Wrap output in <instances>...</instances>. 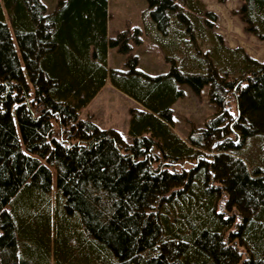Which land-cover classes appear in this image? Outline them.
<instances>
[{"label":"trees","instance_id":"obj_1","mask_svg":"<svg viewBox=\"0 0 264 264\" xmlns=\"http://www.w3.org/2000/svg\"><path fill=\"white\" fill-rule=\"evenodd\" d=\"M240 1L245 33L264 41V0ZM147 2L144 28L109 35L108 0L52 12L0 0V264H264V168L245 157L251 139L264 147V61L228 46L203 0ZM144 36L168 72L139 68ZM109 47L127 70L108 67ZM107 83L142 106L132 143L80 118ZM180 84L209 85L216 106L187 138L173 123ZM20 204L48 210L41 228L24 226Z\"/></svg>","mask_w":264,"mask_h":264},{"label":"rangeland","instance_id":"obj_2","mask_svg":"<svg viewBox=\"0 0 264 264\" xmlns=\"http://www.w3.org/2000/svg\"><path fill=\"white\" fill-rule=\"evenodd\" d=\"M47 7L48 12H52L58 0H41ZM208 9L215 12L218 16V24L220 29L218 32L222 34L225 43L230 47L241 46L252 57L261 58L264 61V41L252 38L251 34L244 31V23L241 17L234 12L241 7L240 0H227L226 3L220 4L216 0H203ZM148 8L147 0H108V32L109 35L117 30L126 27L127 22L131 25L144 28L145 24L142 18L143 12ZM232 28H229V25ZM227 26V27H226ZM135 53L139 56V68L151 75L166 73L170 70V63L166 60V51L155 45L150 38L144 36V42L135 49ZM126 55L119 52L117 47H109L108 51V67L119 70H127L125 65ZM179 89L183 91L180 97L173 105V123L175 131L182 137L187 138L193 127L203 128L205 122L216 111V106L209 99V85H205L200 93H195L187 84H180ZM129 98L119 90L109 85L95 97V99L80 112L81 119L89 118V115H95L93 122L99 127L116 128L128 142L132 143V139L128 136V117L131 108L141 109L142 106ZM22 148L24 144L21 141ZM245 157L252 165H260L264 168V147L262 141L251 139L248 142ZM52 172L51 187V215L52 226L56 225V198H57V171L54 166H50ZM25 195L32 196L33 200H37L40 196L37 191L27 192ZM28 199L29 197H25ZM24 198V200H25ZM10 210V207H8ZM48 210L28 211L19 205L16 209V215L27 228L38 229L42 226L43 218ZM41 215V216H40ZM76 228V227H75ZM53 237L51 247L53 248ZM30 244L32 246L33 244ZM52 264H55L52 261Z\"/></svg>","mask_w":264,"mask_h":264},{"label":"crops","instance_id":"obj_3","mask_svg":"<svg viewBox=\"0 0 264 264\" xmlns=\"http://www.w3.org/2000/svg\"><path fill=\"white\" fill-rule=\"evenodd\" d=\"M240 6H241V4H240ZM229 25V24H228ZM227 27V26H226ZM244 27H245V25H244ZM229 28H232V26H230L229 25ZM252 38H256V39H258L256 36H254V35H252ZM259 40V39H258ZM261 41V40H260ZM260 59V61H262L261 60V58H259ZM110 84L109 83H107L106 85H105V87L103 88V89H105L106 87H108ZM103 89L98 93V95L103 91ZM116 89V88H115ZM133 101V100H132ZM134 108H136V107H134ZM94 116L95 115H89V118L90 119H92V120H94ZM96 123V122H95ZM97 124V123H96ZM98 125V124H97ZM99 126V125H98ZM108 128H113V127H108ZM105 129H107V128H105ZM114 129H116V128H114ZM117 130V129H116ZM127 134H128V132H127Z\"/></svg>","mask_w":264,"mask_h":264}]
</instances>
